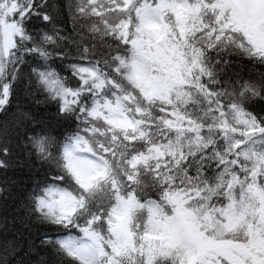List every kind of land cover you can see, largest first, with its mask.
<instances>
[{"label":"snow or ice","instance_id":"obj_1","mask_svg":"<svg viewBox=\"0 0 264 264\" xmlns=\"http://www.w3.org/2000/svg\"><path fill=\"white\" fill-rule=\"evenodd\" d=\"M0 264H264V0H0Z\"/></svg>","mask_w":264,"mask_h":264},{"label":"trees","instance_id":"obj_2","mask_svg":"<svg viewBox=\"0 0 264 264\" xmlns=\"http://www.w3.org/2000/svg\"><path fill=\"white\" fill-rule=\"evenodd\" d=\"M3 185H0V187H2Z\"/></svg>","mask_w":264,"mask_h":264}]
</instances>
